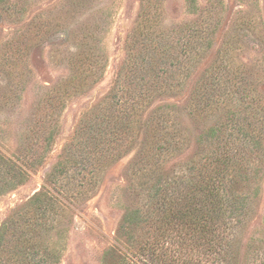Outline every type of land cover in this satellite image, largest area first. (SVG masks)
<instances>
[{"label":"rangeland","instance_id":"374dc122","mask_svg":"<svg viewBox=\"0 0 264 264\" xmlns=\"http://www.w3.org/2000/svg\"><path fill=\"white\" fill-rule=\"evenodd\" d=\"M150 1L156 8L149 21L162 38L171 40L188 23L199 25L195 32L201 36L185 52L183 66L164 76L175 87L139 109L125 147L103 164L70 168L63 179L70 183L59 190L47 176L59 160L73 156L69 142L86 111L107 103L127 56V37L143 20L142 1L0 0V176L11 180L3 159L24 171L10 188L0 181V225L41 190L55 193L59 207L49 219L48 244L58 264H126L120 257L132 249L118 234L125 212L144 206L155 180L184 169L185 160H199L201 135L226 111L249 106L258 94L264 98V0H196V13L190 0ZM228 45L224 65L238 78L228 83L225 108L202 116L192 104L193 90L205 73L210 78L213 62ZM160 116L180 144L143 159L142 122L152 118L154 125ZM258 180L256 215L245 234L256 244L264 242V167Z\"/></svg>","mask_w":264,"mask_h":264},{"label":"trees","instance_id":"16d2710c","mask_svg":"<svg viewBox=\"0 0 264 264\" xmlns=\"http://www.w3.org/2000/svg\"><path fill=\"white\" fill-rule=\"evenodd\" d=\"M141 1L139 18L143 20L127 37V56L117 71L107 103L99 111H86L69 142V148L74 147L73 156L59 160L47 176L59 190L70 183L63 182L70 168L104 162L125 147L139 109L147 99L155 97L152 104L175 87L165 82L164 76L183 66L185 52L191 51L201 36L195 32L200 26L188 23L177 28L171 40L162 38L149 21L156 6L150 0ZM189 3L196 13V0ZM228 49L229 45L221 49L212 72L209 69L210 78L205 80V73L193 90L192 104L202 116L225 108L222 97L230 94L228 83L238 78L224 65ZM235 93L231 92V98ZM251 99L243 109L251 108L252 113L238 106L226 111V117L201 135L198 154L202 157L193 162L185 160L184 169L177 173L173 169L174 175L155 180L146 190L144 206L125 212L118 234L132 252L120 260L126 264H264L263 241L256 244L253 236L245 237L256 215L261 193L258 179L264 167V98L258 94ZM160 118L154 125L152 118L142 122L138 144L143 159L180 144L176 133L168 129V121ZM3 160L9 179L22 177V166ZM2 180L12 187L11 180L0 176ZM57 200L55 193L43 189L1 223L0 264H58L51 259L54 254L48 244L53 231L49 219L59 207ZM108 252L113 255L115 251Z\"/></svg>","mask_w":264,"mask_h":264}]
</instances>
